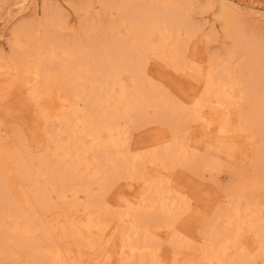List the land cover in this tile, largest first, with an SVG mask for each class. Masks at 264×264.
<instances>
[{
  "label": "bare ground",
  "instance_id": "bare-ground-1",
  "mask_svg": "<svg viewBox=\"0 0 264 264\" xmlns=\"http://www.w3.org/2000/svg\"><path fill=\"white\" fill-rule=\"evenodd\" d=\"M216 2L213 19L231 44L223 55L197 45L212 37L197 33L196 0H101L98 11L118 6L99 22L90 3L76 5L77 26L43 3L38 18L10 29L0 79L20 83L43 137L4 124L21 120L17 106L0 109V264H68L82 246L117 264H150L163 238L193 250V264L264 263V42L229 2ZM26 9L22 0L17 11ZM193 126L203 152L189 140ZM180 167L202 178L225 167L231 177L196 225L166 176ZM106 217L115 233L91 240L94 228L108 231Z\"/></svg>",
  "mask_w": 264,
  "mask_h": 264
},
{
  "label": "rangeland",
  "instance_id": "rangeland-1",
  "mask_svg": "<svg viewBox=\"0 0 264 264\" xmlns=\"http://www.w3.org/2000/svg\"><path fill=\"white\" fill-rule=\"evenodd\" d=\"M22 0H0V56H7L10 52L9 50V31L10 29L19 23L20 21H28V19H36L40 15V8L43 3H47L49 7L55 8L60 11V14L66 20H68L74 26H77L78 18L80 17V13L75 8L76 5L84 6L89 4V13L93 20L96 22L104 21L116 14L115 8H117L118 4L113 3L110 7L111 14L103 9H99L101 0H24V3L27 5L28 9L17 11L18 5ZM207 0H196V6L194 7V11L192 13V18L195 22H197L198 26L201 27L199 32L201 37L203 38H211L212 41L207 43L206 41H199L197 45L199 48H206L205 55H214L226 54L228 48L230 49V40L223 37L221 29L219 28L220 23L213 19L217 8L218 0H212V6L210 10L201 9V6ZM224 3L231 4V7L235 13L239 16L240 23L239 26L244 28L247 32H253L259 38H262L264 42V0H221ZM214 2V4H213ZM228 4V5H229ZM36 5V9L38 14L33 13V6ZM17 6V7H16ZM198 10V11H197ZM213 11V12H212ZM214 13V14H213ZM8 14V15H7ZM213 15V16H212ZM215 17V16H214ZM216 21V22H215ZM201 24V25H199ZM213 27V28H212ZM211 28V29H210ZM213 29V32H211ZM204 33V34H201ZM216 34L214 37L213 34ZM196 37L194 40H198ZM206 42V43H205ZM194 44V42H192ZM17 84V85H16ZM20 83L18 81H5L0 79V109L7 110L8 108L17 106V110L21 112L19 121L6 120L4 122L5 125L9 126L10 122L12 125L16 127V132L23 131L25 134V139L29 138V128L34 127V136L33 138H38L40 140L43 137L42 128L43 124L41 118H39L36 108L31 103H27L24 100V96L22 91L19 89ZM171 94L176 96V93L173 89H171ZM21 104V106H18ZM0 119L5 120L2 114H0ZM15 132V133H16ZM141 129H136L132 132L133 136L140 134ZM202 136H200L199 129L196 127H192L189 140L191 143H195L197 145V149L201 152L204 151L202 147ZM29 143L33 144L34 142L29 139ZM238 156V155H237ZM234 160H237V164L234 162L235 168L238 170L241 169L243 171V167L241 166V160L239 157H235ZM230 161L229 157H222L221 162L224 166H227V163ZM229 164V163H228ZM166 176L169 179H173V189L179 192L180 196L184 203H187L189 206L188 212L185 214V217L188 219H196L194 225L197 224V220L200 216L206 212H212L213 209L220 205L223 199L224 188L228 187L231 182V177L223 167L222 171L215 173L213 177H209L207 173H204V178L199 177L191 172L183 168H177L166 173ZM137 184H134L132 187H123L125 189L123 197L131 198V195L137 190ZM78 201L83 202V196L79 195ZM106 198L109 202L115 203L112 204L115 207L121 208L120 205L117 204L116 196L114 192H108ZM82 208H78L75 211L76 217L80 215V218L83 220V217L86 215L83 213ZM105 224L108 229L106 234L101 237L99 234V228L96 227L92 230L93 238L91 240L96 241L97 239H105L107 237H112L115 233L114 228L116 223L108 219L106 217ZM97 243V242H96ZM75 246V245H73ZM66 249V248H65ZM177 249L167 243L166 239H160L155 241L152 244L151 254H150V264H193L192 261H188V257L192 256L193 250ZM191 253V255H190ZM190 255V256H189ZM68 264H117L115 259L110 256L107 257V253L102 248H94L88 249L87 247H83L79 251H75L73 248L68 253ZM256 264H264L262 262H257Z\"/></svg>",
  "mask_w": 264,
  "mask_h": 264
}]
</instances>
